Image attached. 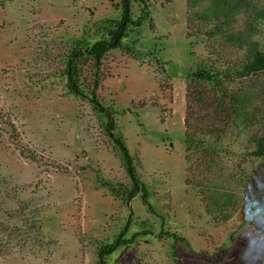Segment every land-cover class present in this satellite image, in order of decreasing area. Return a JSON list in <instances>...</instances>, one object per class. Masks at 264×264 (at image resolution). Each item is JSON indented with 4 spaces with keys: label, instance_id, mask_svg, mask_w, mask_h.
Returning <instances> with one entry per match:
<instances>
[{
    "label": "rangeland",
    "instance_id": "obj_1",
    "mask_svg": "<svg viewBox=\"0 0 264 264\" xmlns=\"http://www.w3.org/2000/svg\"><path fill=\"white\" fill-rule=\"evenodd\" d=\"M144 2L147 17L102 56L96 96L113 111L148 205L139 193L126 204L110 191L130 184L105 118L63 75L73 48L118 19L119 0H0V264H97L127 220L123 237L138 235L103 264H245L242 253L264 262V224L246 222L241 205L206 212L184 181L183 145L189 74L236 75L254 49L264 53V0ZM140 10L131 0L132 20ZM77 66L86 92L91 63ZM227 86L260 91L264 110V73ZM249 168L264 176L263 162Z\"/></svg>",
    "mask_w": 264,
    "mask_h": 264
},
{
    "label": "trees",
    "instance_id": "obj_2",
    "mask_svg": "<svg viewBox=\"0 0 264 264\" xmlns=\"http://www.w3.org/2000/svg\"><path fill=\"white\" fill-rule=\"evenodd\" d=\"M132 1L142 4V14L132 20L131 0H119L118 19L110 20V24L103 28L101 36L88 46L77 45L73 48L67 57L63 75L66 88L75 96L85 97L94 110L105 118L104 130L122 160L130 184L127 188L120 189V193L116 187H111L110 191L115 196L122 195L126 204L139 193L141 202L148 205L146 187L134 169L132 157L122 138L113 132V111L102 105L96 96L102 56L107 50L120 45V40L130 24L137 27L147 17L144 0ZM186 3L190 7L195 0H186ZM226 11L227 9L224 12ZM224 35L229 41L235 40L231 33L225 32ZM235 41L241 43L242 39L236 38ZM85 58L91 63L92 80L90 90L87 88L83 92L77 79V65L79 59ZM239 67L233 72L236 75L197 67L188 76L183 117L186 163L184 181L195 189L206 212L224 213L241 205L246 222L248 217L264 224V195L252 191L255 185L264 188V176L249 168V160L264 163V110L255 103L261 92H241L227 86L234 79L264 73V53L254 49ZM205 84L211 90H205ZM195 104L200 106V111L194 108ZM128 225L127 220L113 241L97 251V264H103L104 255L119 245L132 242L138 235L135 232L124 238Z\"/></svg>",
    "mask_w": 264,
    "mask_h": 264
},
{
    "label": "clouds",
    "instance_id": "obj_3",
    "mask_svg": "<svg viewBox=\"0 0 264 264\" xmlns=\"http://www.w3.org/2000/svg\"><path fill=\"white\" fill-rule=\"evenodd\" d=\"M252 191L260 195H264V188H261L259 185H255ZM253 219L254 218L246 217V220L249 222V224H251ZM241 235H244V232H241ZM241 259L245 262V264H248L247 257L244 253L241 254ZM261 264H264V262H261Z\"/></svg>",
    "mask_w": 264,
    "mask_h": 264
}]
</instances>
